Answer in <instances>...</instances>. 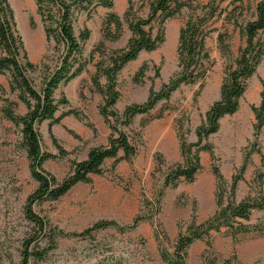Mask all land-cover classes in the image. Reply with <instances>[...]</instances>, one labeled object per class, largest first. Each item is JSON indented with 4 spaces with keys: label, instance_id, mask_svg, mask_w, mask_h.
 <instances>
[{
    "label": "rangeland",
    "instance_id": "1",
    "mask_svg": "<svg viewBox=\"0 0 264 264\" xmlns=\"http://www.w3.org/2000/svg\"><path fill=\"white\" fill-rule=\"evenodd\" d=\"M17 21V28L24 40L29 59L41 64L44 57L50 56L53 65L61 51H50L43 24L37 14L34 0H9ZM136 7L139 0H133ZM192 8L169 19L165 25V41L152 52H142L128 63L117 75V89L120 97L115 105L120 113L132 103L146 100L151 86L158 90L164 82L178 71L176 48L179 29L191 14H201V6L209 0H191ZM222 13L211 23L214 29L207 38V47L213 64L205 80L201 93L195 100L200 84L182 85L168 101H162L149 115H137L126 130L139 145L137 155L130 161L122 160L113 166L108 160L102 175H93L91 183H78L65 195L53 201H43L34 206L53 226L65 233L81 232L93 223L109 219L121 226L130 224L137 216L150 215L139 227L120 230L115 227L102 229L94 238L62 237L58 247L49 252L48 259L37 264H166L161 256L162 246L171 249L180 227L190 221L196 209L198 221L210 217L215 209L216 180L213 165H218L223 175L230 180L245 157L248 146L254 141L251 109L259 105L264 80V56L255 74L248 80V87L240 100L238 111L220 120V128L203 141L211 144L212 152L202 151V168L192 182L182 181L175 188L164 189L158 204V191L163 185L164 171L169 164L181 160L179 140L176 134L175 119L188 118L187 140H197L195 129L201 124L209 106L219 99L220 86L225 76V68L235 61L239 49L245 46L246 37L240 28L232 24L234 19L244 25L255 16L257 2L261 0H219ZM128 7V0H115L112 9L97 7L90 13L79 16L75 31L90 29V38L83 47L86 69L67 84H60L54 92L57 100L67 97V105L61 104L56 117L69 110H76L79 116L69 114L59 123L46 120L38 126L44 151L53 154L43 168L59 181L68 175L73 161L86 158L90 148L106 144L110 128L99 112L103 96L96 91L92 77L101 54L97 50L102 41V25L111 11L122 16ZM32 21L34 25H32ZM219 33H224V41L229 51L220 49ZM131 32L125 26L118 41H105V49H116L126 44ZM264 36V34H262ZM56 61V62H55ZM148 64L143 83L134 81V75L142 64ZM157 68L159 76H156ZM44 66L30 74L39 88L45 75ZM10 74H0V253H19L22 239L31 231L24 208L28 196L36 189L37 182L31 175L29 161L22 146L20 127L8 120L2 108L1 99L15 102L12 107L17 115H24L25 105L17 93L9 88ZM102 84L106 82L101 78ZM161 110H166L162 118H154ZM152 118L145 127L142 122ZM140 133V135H139ZM259 146L264 153V128ZM162 154L165 164L158 166L156 156ZM261 167V154L253 153L250 163L237 189L239 200L246 197L251 188L259 190L252 183L255 171ZM264 188V183H261ZM151 201V205L148 204ZM157 207L159 211L156 212ZM250 224L264 227V210H253ZM163 239L162 245L156 240V233ZM165 235L167 238H165ZM212 247L205 241L197 240L188 251V264H264V233L250 232L231 236L225 230L213 233Z\"/></svg>",
    "mask_w": 264,
    "mask_h": 264
},
{
    "label": "trees",
    "instance_id": "2",
    "mask_svg": "<svg viewBox=\"0 0 264 264\" xmlns=\"http://www.w3.org/2000/svg\"><path fill=\"white\" fill-rule=\"evenodd\" d=\"M37 14L43 24L46 40L50 51H61L53 65L51 57L43 58L42 64L32 62L24 46V40L17 28L14 9L9 0H0V74L9 72V88L16 92L18 99L25 105L24 115H17L13 106L15 102L8 98L4 101L2 112L4 116L20 127L22 146L26 151L29 169L37 182L36 189L28 196L24 215L31 224V231L22 239L19 253H0V264H37L44 262L49 252L58 247L62 237L94 238L96 232L115 227L125 231L140 226V223L150 215L137 216L127 225L121 226L115 220L102 219L88 226L81 232L65 233L53 226L49 219L40 215L34 206L43 201H53L65 195L78 183H91L93 175H102L108 160H114L113 166L120 161L132 160L138 153L139 145L126 128L130 127L137 115H149L162 101H168L171 95L182 85L200 84L195 100L205 85V80L213 64L207 38L214 31L210 23L223 10L221 1L209 0L201 6V14H191L179 29L176 48L178 71L167 82L156 90L149 88L148 96L141 103H132L124 107L121 113L115 105L120 97L117 89V75L131 61L142 52H152L165 41V25L169 19L179 15L184 8H192L191 0H139L136 4L128 0V7L122 16L111 11L107 14L102 25V41L96 47L101 54V60L96 64V73L92 83L97 92L103 96L99 105V112L110 128V135L106 144L89 149L83 160L73 161L70 171L61 181L43 168L46 160L53 154L43 150L41 134L38 126L49 120L59 123L69 114L79 116L76 110H69L56 117L61 104L67 105V97L60 100L55 98V91L60 84H67L80 75L87 66L83 57V47L90 38L91 31L85 27L76 34L75 27L79 16L90 15L97 7L112 9L115 0H34ZM243 2V0H238ZM232 24L240 28L246 37L245 46L239 49L235 61L225 68V76L220 86V97L214 101L206 111L200 125L195 129L197 140L189 142L186 128L188 118L180 116L175 119L176 134L179 140L181 160L169 164L164 171L163 185L158 191L159 204L165 188H175L180 182H192L202 168L201 152H212L211 144L203 141L220 128V120L234 114L240 107V100L248 87V80L255 74L264 56V0L257 2L255 16L244 25L234 19ZM32 25H34L32 21ZM130 30L131 35L126 44L116 49H105V41H118L122 38L124 28ZM220 49L229 51L224 41V33L218 35ZM40 66H44L45 75L38 88L30 74ZM148 64L144 63L134 75V81L143 83ZM156 76H159L157 68ZM106 82L102 84L101 78ZM261 101L259 105H252L251 109L255 122L253 124L254 141L248 146L245 157L239 167L228 180L218 165H213L212 171L216 180L214 213L203 221L197 220L196 209L189 222L180 227L177 238L171 249L162 246L160 256L166 264H188L189 248L197 240H203L208 247H212L213 233L225 230L236 237L250 232L264 233L260 224H250L253 210H264V153L259 146L260 135L264 128V80L261 81ZM2 85L0 84V87ZM166 110H161L154 118H162ZM152 118L142 122L145 127ZM140 135V133H139ZM253 153L261 154V167L258 168L252 180L258 184L256 193L251 188L249 194L241 200L237 197L238 185L244 180V174ZM158 166H163L165 160L162 154L156 156ZM151 205V201H148ZM159 211L157 207L156 212ZM165 238L167 236L165 235ZM156 240L162 245L163 239L159 232ZM231 264V261H226Z\"/></svg>",
    "mask_w": 264,
    "mask_h": 264
}]
</instances>
